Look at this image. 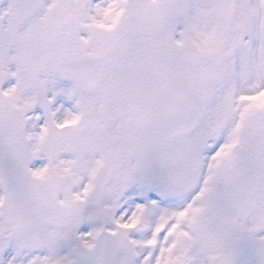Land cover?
Here are the masks:
<instances>
[{"label": "snow or ice", "instance_id": "1", "mask_svg": "<svg viewBox=\"0 0 264 264\" xmlns=\"http://www.w3.org/2000/svg\"><path fill=\"white\" fill-rule=\"evenodd\" d=\"M0 264H264V0H0Z\"/></svg>", "mask_w": 264, "mask_h": 264}]
</instances>
